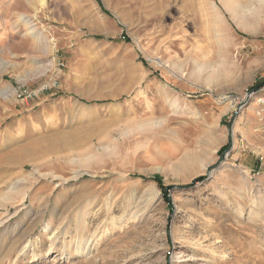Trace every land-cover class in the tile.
<instances>
[{
	"label": "rangeland",
	"instance_id": "obj_1",
	"mask_svg": "<svg viewBox=\"0 0 264 264\" xmlns=\"http://www.w3.org/2000/svg\"><path fill=\"white\" fill-rule=\"evenodd\" d=\"M261 1L0 0V264H264Z\"/></svg>",
	"mask_w": 264,
	"mask_h": 264
},
{
	"label": "trees",
	"instance_id": "obj_2",
	"mask_svg": "<svg viewBox=\"0 0 264 264\" xmlns=\"http://www.w3.org/2000/svg\"><path fill=\"white\" fill-rule=\"evenodd\" d=\"M264 82H262L260 85H263ZM153 179L162 187V189L164 190V196L165 198L167 199V201L169 202V205H171V199L169 198L168 196V193H167V188L163 187V183H162V178L160 175H156L153 177ZM204 179V176H200L196 179V181H200V180H203Z\"/></svg>",
	"mask_w": 264,
	"mask_h": 264
},
{
	"label": "built area",
	"instance_id": "obj_3",
	"mask_svg": "<svg viewBox=\"0 0 264 264\" xmlns=\"http://www.w3.org/2000/svg\"><path fill=\"white\" fill-rule=\"evenodd\" d=\"M260 92L262 93V95L259 96V101L261 102V105L264 106V86L261 88Z\"/></svg>",
	"mask_w": 264,
	"mask_h": 264
},
{
	"label": "bare ground",
	"instance_id": "obj_4",
	"mask_svg": "<svg viewBox=\"0 0 264 264\" xmlns=\"http://www.w3.org/2000/svg\"><path fill=\"white\" fill-rule=\"evenodd\" d=\"M262 1H263V0H262ZM262 1H261V2H262ZM23 19H24L25 22H26V21H28V22L30 21L28 18H26V16H24ZM33 30L35 31V29H33ZM222 51H223V50H222ZM196 248H197V247H196ZM80 253L82 254V253H84V252L82 251V252H80Z\"/></svg>",
	"mask_w": 264,
	"mask_h": 264
}]
</instances>
